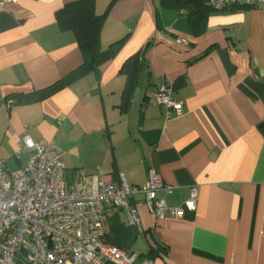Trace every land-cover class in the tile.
<instances>
[{
  "label": "crops",
  "instance_id": "0c3cea01",
  "mask_svg": "<svg viewBox=\"0 0 264 264\" xmlns=\"http://www.w3.org/2000/svg\"><path fill=\"white\" fill-rule=\"evenodd\" d=\"M69 1L0 0L4 166L26 163L28 135L62 149L68 182L122 173L136 191L124 207L106 205L102 220L107 241L136 254L132 264H264V10L214 8L196 33L157 0H94L105 14L100 46L123 41L92 68L73 32L58 26ZM163 84L180 112L155 102ZM150 168L171 186L158 191L168 207L162 218L145 202Z\"/></svg>",
  "mask_w": 264,
  "mask_h": 264
},
{
  "label": "built area",
  "instance_id": "2783aa9c",
  "mask_svg": "<svg viewBox=\"0 0 264 264\" xmlns=\"http://www.w3.org/2000/svg\"><path fill=\"white\" fill-rule=\"evenodd\" d=\"M233 4L264 10V0H211L215 8ZM154 100L166 107L168 115L181 111V102L170 97L165 84ZM21 150L28 152V158L20 167L7 169L0 160V264L134 263L135 253L107 241L102 216L106 205L126 206L136 187L130 186L122 173L118 181L103 178L95 185L85 176L66 181L64 153L52 140H33L24 135ZM159 190L168 193L171 186L150 168L143 186L145 202L156 217L162 218L168 207ZM194 205L192 190L185 207L193 209ZM169 210L175 215L182 213L181 207ZM127 220L138 222L134 208H130ZM150 263L142 259L138 264Z\"/></svg>",
  "mask_w": 264,
  "mask_h": 264
},
{
  "label": "trees",
  "instance_id": "16d2710c",
  "mask_svg": "<svg viewBox=\"0 0 264 264\" xmlns=\"http://www.w3.org/2000/svg\"><path fill=\"white\" fill-rule=\"evenodd\" d=\"M161 8L171 9L176 13L185 15L192 30L196 33H201L205 28L209 13L215 7L211 5V0H157V9ZM104 15V13H96L94 0L69 1L56 12L59 28L73 32L80 50L90 55V58L83 65H88L92 68L111 57L119 49L123 41V39L116 40L106 48L100 46V33ZM61 86L60 81L38 90L35 94L36 96H44Z\"/></svg>",
  "mask_w": 264,
  "mask_h": 264
}]
</instances>
